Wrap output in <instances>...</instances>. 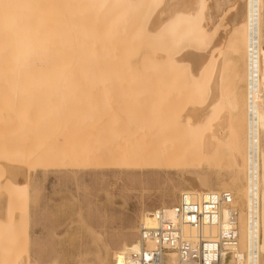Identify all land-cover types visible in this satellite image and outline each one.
I'll return each instance as SVG.
<instances>
[{
	"label": "bare ground",
	"instance_id": "1",
	"mask_svg": "<svg viewBox=\"0 0 264 264\" xmlns=\"http://www.w3.org/2000/svg\"><path fill=\"white\" fill-rule=\"evenodd\" d=\"M237 2L240 0H0V70L10 75L15 100L31 90H37L34 94L40 100L54 98L51 103L46 101L45 105L38 107V115L46 119L47 124L50 118L64 116L67 108L64 98L71 88L91 81L94 86L95 80L104 85L112 83L109 75L103 76L104 72L99 78L83 77L87 71L140 72L143 76L144 73H166L165 85L183 90L191 106L183 114L181 112L180 119L174 120L175 127L182 128L178 137L170 132L160 136L163 130L159 135L153 134L149 143L147 141L146 152L133 142L139 140H131L132 147L131 143L122 142L119 151L130 162L129 175H193L195 181H192H199L200 186L193 189V193L185 192L192 197L218 192L205 185L209 182L210 171L216 172L214 177L217 178L226 176L228 187L224 183L219 187L229 189L224 192L233 198V207L237 211V244L224 254L221 264H226L229 255L232 264H264V0H242L243 4H239L240 9L235 15L236 10L235 14L232 11L238 7H234ZM232 13L233 27L229 28L230 32L223 29L228 33L225 37L223 35L224 41L220 45L216 39L218 29L229 21L227 17ZM233 54L239 56L241 69L232 61ZM76 73L84 74L78 76ZM134 76L131 78L139 79ZM3 82L7 84L5 87L11 85ZM140 86L144 89L142 84ZM6 92V97L4 92L1 93L4 95L2 100L10 99L11 95L7 96L10 91ZM71 95L69 97H73V92ZM31 100L24 103L30 104ZM6 102L9 103L3 104L9 105L11 101ZM152 106L156 111V105ZM27 107L15 110L20 123L27 115L21 123L23 128L29 121L30 106L28 113L25 112ZM117 158L119 161L120 157ZM31 178L27 179L26 174L9 186L10 196L20 212L18 224L27 215L29 203L35 195ZM193 182H189L191 187ZM171 208L163 207L165 210ZM228 215V210L223 209L219 226L203 229L204 236L214 238L220 235ZM152 216L153 213L144 214L140 227H154ZM23 223L20 227L25 232L26 222ZM185 233L187 236L196 235V231L190 228H185ZM12 239V224L0 222V246L8 244L6 252L0 247V264H6L5 260L10 256ZM148 245L153 247L152 243ZM139 247V237L129 245L123 243L114 256V264H125L123 257L127 251ZM164 264H180V261L171 253Z\"/></svg>",
	"mask_w": 264,
	"mask_h": 264
},
{
	"label": "rangeland",
	"instance_id": "2",
	"mask_svg": "<svg viewBox=\"0 0 264 264\" xmlns=\"http://www.w3.org/2000/svg\"><path fill=\"white\" fill-rule=\"evenodd\" d=\"M240 3L242 0L234 5V7L238 6L232 11L234 13L236 10L235 15L238 14L237 11L243 4ZM233 13L227 17L229 21L224 22V26L218 29L221 36L217 33L216 39L220 45L228 30L230 32L233 27L231 22L234 18ZM238 18L240 20L241 17ZM227 24H230V27ZM223 29L228 30L224 32ZM5 54L2 53V55ZM231 59L241 69L242 62L239 56L233 54ZM109 71L92 70L87 71V74L76 73L82 76L84 74L83 77L87 78H99L104 72L103 76L109 75L107 77L112 85L110 83L108 84L111 86L104 85L95 80L96 85L94 83V86L91 83L93 81L85 82L86 85L82 82L75 89L71 88L69 93L65 91L68 95L64 98L67 104L64 116L62 115L60 119V116L50 118L47 124L46 119L38 115V107L45 105L46 101L51 103V99L54 98L43 97L40 100V97L35 96L37 90H31L29 94L22 95L20 99L15 100L12 94L14 87H11L12 84L9 81L10 75L7 76L3 73L6 71L0 70V86H2L0 89V222L12 224L13 238L10 244L12 250L9 258L5 260L6 264H114V256L119 252L121 245L123 243L129 245L137 240L139 227L142 224L141 217L144 214L154 213L163 207H174L182 193H193V189L200 186L199 181L196 180V184L193 182L195 181L193 175L171 174L166 176L148 173L140 177L137 173L139 171L136 170V176L129 175L130 162L121 156L119 146L126 142L131 143L132 147L137 142L142 147L141 151L146 152L149 137L159 135L162 130L160 136L169 135L170 132L178 137L182 128H176L175 121L177 118L180 119L181 112L183 114V111L191 105L183 90L178 91L172 86L165 85V76H168L166 73L152 75L144 73L143 76L140 72L139 75L137 72H130V74ZM132 74L136 75H133L134 77L138 76L139 79L131 78ZM3 81H7L8 85L11 84L10 90L9 87H5L7 84ZM88 83L91 85L88 86ZM140 84L144 86V89ZM9 91L12 93L8 94ZM71 91L73 97H71ZM3 92L4 95L6 92L7 96L11 95L13 98L10 100L11 97L10 99L7 97L11 101L9 105L3 104L9 103L6 102L8 101L6 98L3 102L1 98L4 96L1 95ZM147 97L149 98L146 99ZM26 99L31 100L30 104H26L28 102ZM152 103L157 106H155L156 111L152 108ZM28 105L30 111L32 105L31 112L28 110ZM26 107L25 112L29 111V118H27L29 121L24 122L27 126L23 128L21 123L27 115L24 117L22 115L24 119L20 123L15 110L16 108L26 109ZM33 109L37 111L34 112ZM152 109L155 112H152ZM156 124H158L157 127ZM24 129L25 134H23ZM133 139L139 141H133ZM117 155L120 157L119 161H117ZM215 173L214 171L209 172L210 177L209 182L205 184L206 187L215 188L218 192L229 190L219 187L222 183L228 187V178L226 176L214 177ZM26 174L27 179L32 177L34 188L39 191L35 190L34 198L28 206L27 217H24L25 221L24 218L19 220L20 223L26 222L27 230L24 232L20 223L18 224L20 212L10 196L9 186ZM189 182H193L192 187ZM36 184H38L37 187H35ZM239 207L237 204L238 211ZM0 247H3L6 252L8 244L5 243ZM230 260L229 255L226 258V264H232Z\"/></svg>",
	"mask_w": 264,
	"mask_h": 264
},
{
	"label": "built area",
	"instance_id": "3",
	"mask_svg": "<svg viewBox=\"0 0 264 264\" xmlns=\"http://www.w3.org/2000/svg\"><path fill=\"white\" fill-rule=\"evenodd\" d=\"M223 209L229 212L223 231L217 237H205L203 229L219 226ZM152 217L155 226L139 227L140 247L127 251L125 264H164L171 253L180 264H221L224 254L237 244V211L228 192H208L201 197L183 193L173 208L157 210ZM185 228L195 230L196 235L187 236Z\"/></svg>",
	"mask_w": 264,
	"mask_h": 264
}]
</instances>
